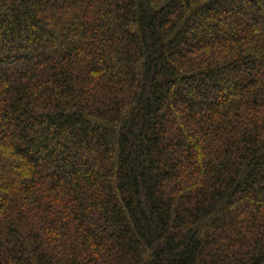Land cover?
Segmentation results:
<instances>
[{
    "label": "trees",
    "instance_id": "trees-1",
    "mask_svg": "<svg viewBox=\"0 0 264 264\" xmlns=\"http://www.w3.org/2000/svg\"><path fill=\"white\" fill-rule=\"evenodd\" d=\"M0 264H264V0H0Z\"/></svg>",
    "mask_w": 264,
    "mask_h": 264
}]
</instances>
